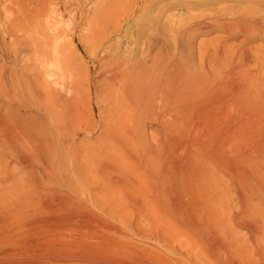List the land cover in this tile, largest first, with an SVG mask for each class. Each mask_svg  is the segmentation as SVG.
I'll list each match as a JSON object with an SVG mask.
<instances>
[{"label":"bare ground","instance_id":"1","mask_svg":"<svg viewBox=\"0 0 264 264\" xmlns=\"http://www.w3.org/2000/svg\"><path fill=\"white\" fill-rule=\"evenodd\" d=\"M135 1L109 0L111 30L120 29L121 23L129 20ZM197 1L190 0L189 4L180 8L181 12L185 11L186 13L187 22L183 25L180 24L183 18L180 14L178 16L171 12L168 15L166 29L171 33L174 45L186 44L187 36L193 30L210 28H217V30L219 28L231 36L242 34L246 39L264 37V0H217L220 1L219 6L207 13L203 12L204 9L197 8ZM203 1L208 2L209 0ZM160 4L159 6H161ZM54 6L47 3L46 0H22L21 2L17 0L16 7L11 10L12 17L6 23L3 18L1 19V14L6 12L9 7H6L5 0H0V59L11 66L9 69L4 64L0 66V96L5 101L3 105L0 104V189L2 190L0 193V202H2L0 203V264H36L37 259L42 261L49 256L62 259V256H67L69 253H74V255L77 253L90 254L89 252L93 251L88 245H81L77 248L70 247L68 244L71 238L81 239L85 233L93 231L94 226L90 222L92 221L90 215L93 214V211L88 209L90 215L86 211L77 212V215L75 212L73 213L74 217H82L81 223H77L73 218V220L71 219L73 223L67 224L68 232L53 233L52 239L47 240L46 230L58 227L57 221L60 219L57 220V218L56 221L53 218L45 217L44 210L50 208L54 203H63L62 205L72 203L71 197L70 194H63V192L55 194V197L49 200L46 184L44 185V182L42 183L40 179L38 180L30 173L34 161L43 163L44 167L50 166L49 169L46 168L50 176L63 171L64 162L60 158H56L64 150L70 151L73 148V139L81 126L75 129L79 114L77 113L78 109L70 107L71 104L74 106L73 101L75 100L74 96L70 97L69 95L72 88L67 93L65 92L66 97L62 98L60 95L62 92L60 86L63 70L61 54L64 32H59L61 20L59 16L61 17V14L59 13L60 15L58 14L57 17V11L55 9V12L53 9ZM211 8L213 7H210L209 10ZM7 16L9 17V15ZM156 36L154 33L145 36L148 46L157 41ZM130 42L133 43L131 39ZM218 47H216V51H218ZM148 54L143 53L140 55L141 57L136 58V56L133 59L126 57L127 55H124L125 57L113 56L112 62L109 63V74L101 73L102 76L100 75L94 83V91L97 93L99 89L105 93L107 99L109 98V120L112 124L115 127H122L128 134L130 132L138 133L141 137L138 144L129 147L134 157L138 158V163L135 164L137 165L136 170L139 169L140 172L148 176L149 172L156 169V159L160 157V151L167 149L168 155H165L169 159H167V163L164 162V171L156 173L155 179L153 177L139 178L138 184L130 187L144 193L137 204H147L150 201L146 197L148 194L150 197L168 199L174 191H177L178 186L174 185L176 173L172 160L176 141L175 133L180 134L191 127L207 131L227 130L229 135L234 132L240 134L245 130L251 132L264 129V85L247 77L243 71L241 73L242 64L237 65L235 62L236 65L234 63L231 66V71L228 69L230 75L228 79L216 81V79H212L214 71L210 68L204 70L206 75L200 76L197 73L184 72L183 69L181 73L182 70L177 71L178 68L173 67L175 64H171L176 70L175 72L174 69H166L167 66L169 67V63L168 57L164 54V57L158 58L155 56L150 58ZM149 59L151 60L150 65L147 64ZM181 61L185 62L179 56L177 61H174L177 63L176 67ZM188 61L190 62V60ZM199 67L201 66L199 65ZM202 82L205 84L204 87V84L201 85ZM86 83L87 92L91 93L93 83L89 80L88 75ZM93 116L91 109L89 117ZM86 126H82L80 130L89 132L90 130ZM110 130L109 126H102L92 142L82 143L83 145L88 144L82 146L85 148L84 154L92 151L88 146L103 144V147L109 148L107 133ZM154 132L158 134L155 135ZM73 149L71 161L74 172L77 174L79 172L77 157L82 153L77 148ZM114 150H118L119 155L127 160L133 158L122 145H117ZM196 152L188 153L185 159L188 166L182 167V165L179 169L178 173L183 180L181 188H179L183 192L186 188L196 197L200 195V199H203L201 189L206 181V170L201 164L205 159L216 162L222 152L220 149L209 146L197 147ZM262 155L261 161L264 163V153ZM255 157L256 152L252 151L238 159L242 165L240 170H237L239 180H234L233 184L237 187L238 204L243 207L242 216L248 214L249 217L255 218L252 229H246L248 235L244 241H249L251 247L254 246L256 254L264 257V212L261 211V207L258 209L251 203L255 196L264 203V167L257 166ZM82 159L84 158L82 157ZM11 160L27 166L25 176L14 177L13 172L16 167L9 168ZM85 163L86 169H83L86 173L91 167L88 166L90 163L87 164V161ZM135 165H133V169ZM162 165L164 167V164ZM76 179L79 185L85 186L87 189L90 188L91 184L85 177L78 174ZM239 182L246 185L247 189L239 188ZM3 183L12 187V190L8 191L6 187H1ZM75 187L70 185L71 194L82 197L83 192ZM7 191L10 193L5 197L4 194ZM179 192L181 194V191ZM184 193L186 194V192ZM108 194L109 192L105 193V195ZM196 197L194 200L198 208H202V213L200 215L192 214L194 207L189 205L185 210L187 215L183 214L188 222L183 233L185 235L192 233L191 237L194 238L203 236L207 232L210 237L221 235L226 240L225 244L229 243V248L233 247L235 253L241 254L237 245L240 240L237 242L236 233L229 224L237 217L234 215L232 219L230 217L224 219L217 211L216 206H212L210 203L206 204L204 200L199 201ZM122 199L129 201L127 195ZM120 200L116 196L115 204L118 205ZM36 213L38 215L34 216ZM73 214L71 213L72 217ZM92 216L94 218V215ZM186 218H184L185 221ZM175 222L178 223L177 220ZM180 223L181 226L183 223ZM69 226L70 228H68ZM33 237L38 241L33 240ZM63 252L68 253L64 254Z\"/></svg>","mask_w":264,"mask_h":264},{"label":"rangeland","instance_id":"2","mask_svg":"<svg viewBox=\"0 0 264 264\" xmlns=\"http://www.w3.org/2000/svg\"><path fill=\"white\" fill-rule=\"evenodd\" d=\"M18 1L21 2L22 0ZM211 1L215 4H212ZM46 2L55 5L53 9L54 11L56 9L57 17L59 13L61 14V17L59 16L61 19L59 32H64V41L61 54L63 70L60 85L62 92L60 95L62 98L66 97L65 92L67 93L72 88L69 95L70 97L74 96L75 100L73 101L74 106L71 104L70 107L75 110L78 109L77 113L79 114L77 128L75 129H78V126L81 125L79 132L76 130L78 133L73 139V144L75 145H73V148L80 150L82 155H79V158L77 157V162L79 163V172L77 174L74 172L71 161L73 148L70 151L64 150L56 158H60L65 164L64 170L56 173L57 175L53 173V176H50L48 170H46L50 166L44 167L43 163L37 161L32 163L30 173L36 176L38 180L40 179L42 183L44 182V185L46 184L45 188L49 200L55 197V194L63 192V194H70L71 197L72 203L64 205H62L63 203H54L50 208L44 210L43 215L45 217L55 220L57 218V220L60 219L59 221L56 220L59 223V228L56 226L57 228L54 227L55 230L54 228L46 230L45 237L47 240L52 239L51 235L53 233L68 232L67 224H70L69 222H72L73 218L77 223H81L82 217H74L75 214L77 215V212L86 211L90 215L91 213L88 210L93 211V214L90 215V219L92 220L90 222L94 227L92 232L85 233L81 239L71 238L68 243L70 247L77 248L81 245H88L93 250L89 252L90 254L79 252L80 254L74 255V253L67 254L68 252H63L67 256H62V259L49 256L42 261L37 259L36 264H264V257L256 254L254 246L251 247L249 241H244L248 235L247 230L252 229L254 225L255 218L249 217L248 214L242 216L243 207L238 204L236 197L237 187L233 184L234 180H239L237 170H240L239 168H241L242 164L238 159L247 152L255 151L257 166L260 168L264 167L262 165L264 163L261 161L262 154L264 153V129L251 132L245 130L240 134L234 132V134L231 133L229 135V131L227 132V130L207 131L206 129H202L203 132L201 129L196 130L195 127H191L180 134L175 133L174 137L176 141L173 147L174 158L172 160L175 166L176 178L174 185L178 186L177 191H174L168 199L150 197L148 194L146 197L150 201L147 204H137L144 193L140 192L139 189L130 187L136 183L138 184L139 178L149 179L153 177L155 179L156 173L164 171L165 163L169 159L168 157L166 158V155H168L166 153L167 149L160 151L161 155L156 159V169L149 172L148 176L140 172L139 169L136 170L137 165L135 164L138 163V158L134 157L130 148L138 144L141 137L138 133H126L120 126L115 127L111 120H109V98L107 99L105 93L99 91V89L97 93L94 91V83L99 79L98 77L102 76V74H109V63L112 62L113 56L127 55L126 57L133 59L136 56V58L141 57L140 55L143 53H149L150 58L152 56L157 58L160 56L164 57V55L168 57L169 67L167 66L166 69L173 70V67H175V69L178 68L177 71L183 69L184 72L197 73L200 76H204L206 75L205 71L207 68H210L214 71H212V79H216V81L228 79L231 66L237 62V65L242 64V67H240L241 73L243 71L245 75L247 74V77L254 79L260 85H264V52H262L264 51V37L246 39L242 34L231 36L226 31L219 30V28L218 30L217 28H210L191 31L187 36L186 44L178 43L176 46L171 40V33L166 29L167 17L171 12L178 16L180 14L183 17L180 24L186 23V13L185 11L181 12L180 8L189 4L190 0H136L129 20L122 22L121 28L118 30H111L109 26V0H46ZM216 2L215 0H209L208 2L198 0L197 8L204 9V13L211 12V10L219 6L220 1L216 0ZM5 3L6 7L9 8L1 14V19L3 18L7 23L12 17L11 10L16 7L17 0H7V2L5 0ZM155 6L157 7V11ZM209 6L213 8L209 10ZM150 33L157 35V41L148 46L145 42V36ZM130 39L133 43L130 42ZM218 41L220 43H217ZM217 46H219L218 51L215 50ZM179 56L185 61L178 63L180 68L179 66L176 67L177 63H174ZM2 64L7 69L11 67L9 63H4L0 59V66ZM147 64H151L150 59L147 61ZM171 64H175V66ZM103 69H106L105 72ZM175 69L173 71L176 72ZM87 75L93 83L91 93L87 92ZM203 84L204 82L201 83V85ZM4 103V99L0 96V104L3 105ZM91 109L93 110V117H89ZM105 125L111 128L107 133L109 136V148L103 147L102 143V145L98 144L93 147L88 146L92 151L84 154L85 148L82 146L88 144L83 145L82 143L87 141L92 142L102 126ZM82 126L88 127L90 131L83 132L80 130ZM154 134L157 135L158 133L154 132ZM151 144L154 143L151 142ZM117 145H122L126 151L128 150V153H131V157L133 158L127 160L121 157L118 150H114ZM200 146L215 147L222 152L216 162L209 159L201 161V165L206 170V181L201 189L204 196L203 199H200V195V197L198 195L196 197L195 194L186 188V191L184 190L186 194L180 189L183 180L178 173L182 165V167L188 166L185 161L186 155L188 153H197L196 148ZM84 160L87 161V164H91L88 165L91 169L86 171V173L84 171L86 169V161ZM83 161L84 164L82 163ZM10 162L9 168L16 167L13 172L15 178L25 176L27 166L13 160ZM161 163L164 164V167ZM133 165H135L134 169L132 168ZM78 174L88 180L89 184H91L90 188L87 189V187L77 183L76 178ZM70 185L82 191L83 198L71 194L72 192L69 190ZM239 185V188L243 190L247 189L243 183L240 184L239 182ZM1 187H6L8 191L12 190V187L4 183ZM127 187L128 189H126ZM8 191L4 194L5 197L9 195L10 192ZM179 191H181V194ZM1 192L2 190L0 189ZM106 192H109V194L105 195ZM125 195L129 197V201L122 199ZM116 196L121 199L118 205L115 204ZM194 197L199 201L204 200L206 204L210 203V205L216 206L217 211L224 219H228L229 217L232 219L234 215L237 217L236 220H231L229 224H231L236 233L237 242L240 240L237 245L241 254L235 253L233 247H230V249L229 243L225 244L226 240L221 235V237H210L207 232L203 236L200 235L195 238L192 236V240V233L189 235L183 233L188 224L185 210L188 209L189 205L194 207L192 214L200 215L202 213V208H198ZM251 203L258 209L261 207V211L264 212V203L258 197L255 196L251 200ZM74 212L75 214H73ZM184 213L185 215H183ZM37 215L36 213L34 216ZM92 215H94V218ZM166 216L168 217L166 218ZM184 218H186V221ZM176 220L178 223L175 222ZM229 224L228 226H230ZM34 239L38 241L37 238L33 237ZM215 242L216 245L214 246ZM243 250H246V252Z\"/></svg>","mask_w":264,"mask_h":264}]
</instances>
